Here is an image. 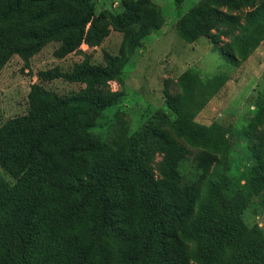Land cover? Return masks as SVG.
<instances>
[{
	"label": "trees",
	"instance_id": "trees-1",
	"mask_svg": "<svg viewBox=\"0 0 264 264\" xmlns=\"http://www.w3.org/2000/svg\"><path fill=\"white\" fill-rule=\"evenodd\" d=\"M257 13L264 16V3ZM126 17L94 16L90 0H0V70L13 55L27 64L50 42L60 43L53 53L60 59L81 53V45L100 46L111 29L123 34L120 54L104 53V65L84 56L71 72H39L42 79L84 88L59 97L33 84L27 115L0 128V167L15 181L0 176V264H215L216 250L246 231L236 224V209L209 213L228 183L217 125L196 126L189 113L174 108L171 128L140 129L117 148L92 136L98 114L119 100L110 83L121 85V70L139 40L163 22L153 5ZM246 17L248 31L257 32ZM195 18L190 12L176 23L188 43L214 26ZM248 42L243 57L258 44ZM248 42L241 37L238 44ZM196 133L203 141L190 137ZM181 136L190 137L187 146ZM254 149L258 163L264 133ZM156 154L162 155L158 176L151 168ZM186 162L200 171L203 186L185 183L180 168ZM255 263L264 264V255Z\"/></svg>",
	"mask_w": 264,
	"mask_h": 264
},
{
	"label": "rangeland",
	"instance_id": "rangeland-1",
	"mask_svg": "<svg viewBox=\"0 0 264 264\" xmlns=\"http://www.w3.org/2000/svg\"><path fill=\"white\" fill-rule=\"evenodd\" d=\"M90 3L94 16L126 14L129 15L126 19H130L139 7L153 5L163 19L159 29L139 40L121 70V85L110 83L111 90L119 93V100L98 114L90 128L92 136L117 148L140 129L171 128L177 118L174 108L189 113L196 126L217 125L226 145L228 183L209 213L216 216L224 213V208L236 209V224L246 231L216 250L215 264H258L255 256L264 255V157L258 163L253 158L257 139L264 133V16L257 13L264 0H184L179 6L173 0H90ZM190 12L199 24L214 23L213 28L192 43L181 39L176 27L177 21ZM246 15L254 19L257 32L250 33L246 28ZM241 25L246 33L244 29L240 31ZM122 37V33L111 29L100 46L81 45V53L60 59L53 55L59 42L46 44L27 64L17 55L11 56L0 70V128L11 119L27 115L28 94L33 84L59 97L84 88L62 79H42L39 72L55 67L71 72L84 56L92 65H104V53L120 54ZM241 37H247V42L249 37L258 42L247 57L241 55L242 48L250 49L252 43L238 44ZM228 54L234 58L227 57ZM190 137L196 143L203 141L197 133ZM186 139L181 136L180 142L187 146ZM161 160L162 155L156 154L151 164L156 176ZM188 165L186 162L180 168L185 183L203 186L200 171ZM0 176L9 184L15 182L1 167Z\"/></svg>",
	"mask_w": 264,
	"mask_h": 264
}]
</instances>
